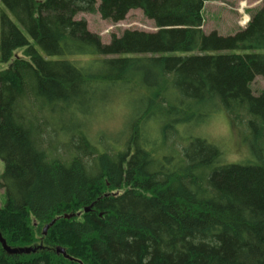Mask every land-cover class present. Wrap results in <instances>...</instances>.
<instances>
[{"label": "trees", "instance_id": "16d2710c", "mask_svg": "<svg viewBox=\"0 0 264 264\" xmlns=\"http://www.w3.org/2000/svg\"><path fill=\"white\" fill-rule=\"evenodd\" d=\"M208 1L0 0V234L37 249L0 244V264H264V92L251 88L264 0L232 36L203 31ZM138 9L156 31L109 44L77 20ZM123 90L143 106L106 138ZM222 111L254 137L255 161L222 164L216 144L182 134Z\"/></svg>", "mask_w": 264, "mask_h": 264}, {"label": "rangeland", "instance_id": "374dc122", "mask_svg": "<svg viewBox=\"0 0 264 264\" xmlns=\"http://www.w3.org/2000/svg\"><path fill=\"white\" fill-rule=\"evenodd\" d=\"M261 1L209 0L206 2L203 11V31L207 35L213 32H217L220 36L235 35L243 27L245 18L249 19L253 12L261 8ZM242 3L243 7L240 6ZM3 11L4 6L0 2V18ZM249 11H253L251 15ZM77 20H85L88 24V29L92 33L100 35L104 44H109L113 35L122 36L126 30L156 31L154 22L148 20L141 10L132 11L126 20L120 23L103 20L98 12L80 13L77 16ZM261 52L264 53V51ZM19 55H22V52H19ZM5 67L6 65L0 64V69ZM251 88L254 95L259 96L264 92V79L257 77ZM142 94V92L121 91L117 95L110 111L104 117H101V127H98V131L103 133L106 138L117 135L133 117V113L143 106ZM232 122L228 114L222 111L212 115L204 126H184L182 134L184 132L189 138L200 137L216 144L224 154L225 162L221 161L222 164H244L248 161H255L256 159L251 151L254 137L250 135L245 127L236 126ZM151 126L154 129L159 127L155 124H151ZM96 128H94L95 132L97 131ZM157 147H160V144ZM3 172L4 163L0 160V176ZM4 204V192L0 189V208Z\"/></svg>", "mask_w": 264, "mask_h": 264}, {"label": "water", "instance_id": "95a60500", "mask_svg": "<svg viewBox=\"0 0 264 264\" xmlns=\"http://www.w3.org/2000/svg\"><path fill=\"white\" fill-rule=\"evenodd\" d=\"M93 208V205H91L90 207L85 209L86 213H89L91 211V209ZM74 215H64L65 219H71L73 218ZM55 220L52 221L49 225H47L44 229H43V235L46 236L48 233V230L55 224ZM0 244L2 245L4 251L8 254V255H22V254H30L31 252H36L37 249H33V248H12L10 247L6 240L3 238V236L0 234ZM56 253L57 255H63L66 259H70L72 260L66 253V250L58 247L56 249ZM80 264H83L82 262L79 261Z\"/></svg>", "mask_w": 264, "mask_h": 264}, {"label": "bare ground", "instance_id": "6f19581e", "mask_svg": "<svg viewBox=\"0 0 264 264\" xmlns=\"http://www.w3.org/2000/svg\"><path fill=\"white\" fill-rule=\"evenodd\" d=\"M138 10H139V9H138ZM132 11H135V10H132ZM132 11H131V12H132ZM131 12H130V13H131ZM141 12L143 13L142 10H141ZM130 13H129V14H130ZM129 14H128V15H129ZM127 17H128V16H127ZM130 31H138V30H130ZM116 36H117V35H116ZM118 37H121V36H118ZM111 40H112V39H111Z\"/></svg>", "mask_w": 264, "mask_h": 264}, {"label": "crops", "instance_id": "0c3cea01", "mask_svg": "<svg viewBox=\"0 0 264 264\" xmlns=\"http://www.w3.org/2000/svg\"><path fill=\"white\" fill-rule=\"evenodd\" d=\"M250 12V15L252 14L253 11H249ZM254 13V12H253ZM249 15V14H248Z\"/></svg>", "mask_w": 264, "mask_h": 264}]
</instances>
